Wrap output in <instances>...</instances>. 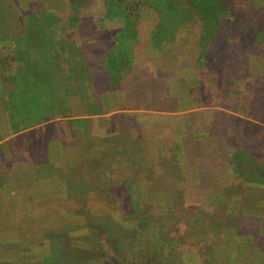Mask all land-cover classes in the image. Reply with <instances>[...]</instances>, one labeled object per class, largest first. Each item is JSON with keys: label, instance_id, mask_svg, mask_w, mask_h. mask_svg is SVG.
<instances>
[{"label": "trees", "instance_id": "trees-1", "mask_svg": "<svg viewBox=\"0 0 264 264\" xmlns=\"http://www.w3.org/2000/svg\"><path fill=\"white\" fill-rule=\"evenodd\" d=\"M16 3L0 0V7ZM72 3L77 10L62 15L59 36L77 29L82 38L77 43V64L81 62L84 67L81 77L90 91L86 101L80 102L83 117L74 120L68 100L69 105L61 103L63 106L53 102V87L45 85L41 71L28 72L23 65L22 76L29 79L30 74L33 82H25L23 88L15 86L17 75L11 68L17 62L16 55L32 49L22 45L23 35L18 46L0 39V87L5 85L0 106L12 133L41 121L65 118L69 131L79 135L83 159L77 163L74 188L77 216L83 223L77 224L79 234L75 237L64 233L65 226L60 230L63 234L51 230L47 240L41 237L39 248L30 252L18 244L20 252H12L19 256L1 255L0 264H89L99 259L102 264H165L169 249L193 253L178 264H205L215 247L222 254H215L217 261L224 264L234 260L243 264V260L252 259L254 251L257 264H264V196L255 197L256 192L264 193V158L254 154L264 150L248 142L247 137L243 146L240 142L245 139L231 125L224 128L208 116H199L201 111L228 107V99L239 98L264 122V0ZM22 9L18 10L21 14L17 10L10 14L13 19L18 13L14 19L21 21H11L14 24L10 26L0 22V31L9 30L10 35L20 29L29 15L27 5ZM44 10L50 12L47 7ZM125 41L130 45L126 47ZM147 50L159 56H148ZM114 51L119 54L117 58ZM252 58L262 62L260 68L251 66ZM61 61L60 71L68 87L69 80L73 85L77 76L70 71L73 67L68 60ZM187 74L194 77L192 82ZM255 78L257 85L251 82ZM172 81L186 86L185 107L173 92ZM18 86L20 91H14ZM33 89L40 93L38 98L29 96ZM114 94L120 99L116 112L106 114L103 103ZM20 96H27L23 100L31 99L32 103H11L10 99L19 100ZM93 98L100 105L93 104ZM60 107L69 113H59ZM17 114H21L18 120ZM47 130L50 137L57 134L55 127L49 125ZM153 142L156 152L151 147ZM190 168L196 169V177L187 185L192 182L188 178ZM138 182L149 195H167L165 213H157L154 202L143 197L145 192L138 198ZM122 184L125 189L112 191ZM97 206L105 207V212L94 214ZM181 224L189 225L190 232L182 234ZM84 229L88 233H83ZM147 229L156 231L150 244L140 239ZM41 244L48 248L41 250ZM140 244L148 245L142 250ZM231 247L239 250L228 252ZM204 250H209V255ZM33 251L41 255L32 257Z\"/></svg>", "mask_w": 264, "mask_h": 264}, {"label": "rangeland", "instance_id": "rangeland-1", "mask_svg": "<svg viewBox=\"0 0 264 264\" xmlns=\"http://www.w3.org/2000/svg\"><path fill=\"white\" fill-rule=\"evenodd\" d=\"M15 1L17 3H20L21 8H19V4L17 5V3L15 5L11 4L7 7L6 5L0 7V17H1L0 22H7L5 25L10 26L14 24L11 21H14V22L21 21V19L15 20L14 18L19 17V14H21L22 12H19L18 10H21L22 8L25 9L26 5L28 6L29 15L24 17L23 20L25 22H23L24 24L22 25V27H20V29H15L14 31H11L12 33L10 35H9L10 33L9 30H6V29L1 30L0 39L1 41L3 40L11 41L13 44L18 46V43L21 42L20 35H23L22 45H26L25 47L26 50L27 48L29 49L32 48L31 52L29 50L28 53L21 52L20 54L16 55L17 62L11 68V71L13 72V74L17 75L16 78H14L15 79L14 83L16 84L15 86L19 85L20 87H22L23 85H25V82L26 83L28 81L33 82L32 80L33 77L30 74L28 75L29 79H26L27 76L25 77L22 76L24 74L23 70H25V68L28 70V72H34L36 70L41 71L43 72V77L45 79V85L51 84V86L53 87V90H54L53 91V99H54L53 102H55L59 106H63L61 103L66 104L68 100L70 102V106L72 107V109H74L75 112L77 113V110H78L77 107L83 101L84 102L86 101L85 99L86 94L90 93V91H88V89L85 88L83 84V77H81L82 68L84 67L81 62H78L77 64V52H78L77 43H80L82 38L80 34L79 35L77 34V29L76 30L73 29L70 32V34L66 32L65 33V35L67 34L66 36L65 35L61 37L59 36L60 32L63 29L62 26L64 24V21H61L62 15L66 12H72L73 10H77V6L74 3H72V0H41V3H44V4H36L38 3L37 2L38 0H15ZM45 7H47L48 10H50V12L45 11L44 10ZM16 10L19 14L16 13L13 19H11L10 14L16 12ZM148 17L150 16H144V18H148ZM9 19L11 20L9 21ZM52 27H55V28H52ZM108 27H110V25H108ZM57 28H60V29H57ZM84 32L88 34L91 33L89 32V30H84ZM14 39L18 40L19 42L16 41L15 43V41H13ZM87 41H90V39L88 38ZM9 45L7 44V48L10 47ZM124 45L127 47V45H130V44H127V41H125ZM32 46L35 47L34 51H33ZM97 48L99 50L102 49L100 46H98ZM1 49L3 48L0 47V52L2 51ZM22 51H25V50H22ZM9 52H11L10 49H9ZM29 53H30L31 59L28 58ZM32 53H34V56L32 55ZM145 53L148 56L149 55L151 56L156 55V57L159 56V53L157 54L155 52H152V50L151 51L147 50V52ZM74 54H76V56H74ZM118 55H119L118 52L114 51L113 56L117 58ZM61 59L68 60L67 62H69L70 65L73 67L70 71L73 72V74L77 76L76 78H73L75 79L74 80L75 83L73 85L71 84L72 81L69 80L68 87H65L64 85L65 80L63 78L65 75L63 76V74L60 71V66L63 63ZM261 63L262 62L260 60H257L255 58H252L250 61L251 66L255 69L260 68V66L262 65ZM171 64L172 62L167 63L168 66H171ZM23 65L25 66V68L22 69ZM77 66L79 68H77ZM61 68H64V67H61ZM188 75L190 74H187V77ZM188 78H186V80ZM193 80H194V77L193 78L191 77L188 79V81L190 82H192ZM251 82L252 84L257 85V82H258L257 78H255V80H252ZM172 83H173V92L178 96L177 98L182 104V107H185L187 99H188L187 98L188 92H187L186 86L185 85L178 86L175 83V81H172ZM19 86L15 87L14 91L19 92L20 91ZM4 87L5 85H2L0 87V97L4 96L3 94V91H5ZM92 92L94 93L93 89H92ZM39 94L40 93H38L36 90L33 89L32 94H29V96L35 97L34 95H36V98H38L40 96ZM41 95L44 96L43 94ZM22 97H27V96H22ZM22 97L20 96L19 100L10 99V101L13 104H21V106L26 105L29 102L32 103L31 99L23 100ZM38 100H41V99H37V101ZM49 100H50V96H49ZM119 100H120L119 95H115V94L111 95L110 102L114 105V109L115 107H117ZM41 101L48 102V99L41 100ZM96 102H97V105H100V101L97 98H93V104H95ZM227 106L228 107H224V108H222L221 106H218V108L210 109V112L201 111L199 116H208L211 120H215L220 125H224V128H229L231 125L235 129H237L238 134L242 135L243 139H245V141L241 140L240 142L243 146L246 144V137H247L249 138L248 142L250 141V143L252 144L255 143L256 146L260 145L259 148L264 150V127L261 126V125H264V122L260 121L261 118H259V116L258 117L256 116L257 114L255 110L251 112L252 108H249V106L244 101H242V99H239V98L232 100L231 102L228 99ZM60 109L61 111H64V110L66 111L64 112L59 111V113H62V114H65L66 112L69 113L66 107L65 108L60 107ZM74 110H73V114H74ZM15 111L16 112L19 111L20 113H22L21 110H15ZM3 112L4 110L1 109V106H0V116H2L1 113ZM20 116L21 114H17L16 116L17 120L19 119ZM43 118H46V116H43ZM36 120H41V119H36ZM228 123H231V124H228ZM67 124L68 123L66 122L59 121L57 123L51 124L50 126L58 128L59 130L58 133H60L64 131V129L67 127ZM4 130H5V126L3 125L2 126L3 134L5 133ZM66 131H68L67 128H66ZM46 132H48L46 127H43L40 129L38 128L34 129L30 133L23 134L21 136H18L14 140L8 141L6 145H4V147L3 146L0 147V152H1V149L3 148L10 149V150L13 148L15 149L18 142H20L21 145L22 143H24L26 146H29L30 144L32 145L33 138L35 136L42 135V133L46 134ZM0 134H1V120H0ZM151 147H152V150L156 152L154 142L151 144ZM247 148L250 151L253 147L251 148L250 146L251 149L249 147ZM244 149L245 148H243L242 150L244 151ZM254 154H256V156L260 158H264V151L262 152L261 150H257V152H254ZM221 167L224 168L225 165L223 164L221 165ZM187 171L189 172L188 178L191 177L190 180L192 181L190 184H187V185H191L194 183L193 178L196 177L195 175L196 169L190 168V169H187ZM137 185H138L137 196L138 198H140V195L144 192L146 193V190L144 188V185L141 184L140 182H138ZM74 187H75V184H73V182L71 184H51L49 188V199H48L50 203L44 206V212L42 213L41 212L38 213L37 210H35V214L36 213L38 214L39 220H37L34 217L35 220L33 222H30V221L19 222L18 226L21 228L18 230L21 231L20 232L21 235L24 236L27 233H31L32 231V233H34L35 236H38L37 238H39V241L35 242L34 244H31L32 246L30 244L28 245L29 247L31 246L30 248L32 250H36L39 248L38 244L39 242L41 243L40 241L42 240L41 237L42 238L45 237V240H47V236L50 235L51 230L58 231L59 232L58 234H63V231H60V230H62L63 227L65 226L64 233L70 234L71 236H74V237L77 236V234H79V231H77V224H82L83 218L80 216H77V209H76L77 208V188H74ZM123 188L125 189V186L123 184L117 185L116 187L112 188V191L113 192H117L118 190L121 191L123 190ZM32 192L33 191H31V194ZM72 193L73 194L76 193V194L71 195ZM146 194L147 195L143 197H145L146 200H152L154 202L157 213H159L160 215H162L161 213H165L167 195L162 194V193H156V195H149L148 193ZM8 195H9L8 192L4 193V197H7ZM103 196L104 195H102V197ZM263 196H264L263 192L255 193V197H263ZM212 198H216V197L214 196ZM239 199H240L239 197H236L235 201L238 202ZM45 200L47 201L46 198ZM223 200L224 199L220 201H223ZM36 202L38 201L36 200ZM17 208H14V211L16 213H17ZM40 208L41 206H39L38 211H40ZM33 209L34 207H32L30 210L32 211ZM105 209H106L105 207L97 206L96 209L93 210V213L102 214L103 212H105L103 211ZM18 215H21V214L18 213ZM9 216L11 217V215ZM13 217H16V215ZM117 220L121 221V219L118 217H117ZM67 223H69V225H67ZM181 225H182L181 226L182 234L185 232L186 234L190 232L189 225H185V224H181ZM13 228L14 227L10 226V227H7L6 230L11 232V234L14 235L15 233L16 235L17 231L16 229H13ZM29 230L31 231L29 232ZM82 232L86 234L88 233V230L84 229L82 230ZM155 233L156 231L154 229H149V230L147 229L145 233L143 232L142 236H140V239L143 238L145 239V241L146 240L149 241L148 244H150L151 241L156 238ZM146 234H149V235L146 237L145 236ZM18 238H19V235L17 239ZM10 239H15V238L14 237L0 238V256L4 255L3 258H5L6 256L17 258V256H19V254L12 252V251H15V252L19 251L17 249L19 243L12 246V243L10 242L13 240H10ZM2 240H5V244L2 242ZM148 244H142V245L140 244L139 248L143 250L144 248H147L146 246ZM41 246H44L41 250L48 248L46 244L45 245L41 244ZM242 248L244 250H247V248L249 249V246H242ZM215 249H216L215 251L214 249H212V251L210 250L211 256L208 258L209 260L205 261V264H224L223 261L222 262L217 261V257H215V254H220V252L217 250L218 247H215ZM187 250H189V248H187ZM238 250L236 247L234 249H232L231 247L228 249V252L231 251V253H234V252H237ZM37 251H33L35 253H33L34 256L32 255V257L41 255L40 253H37ZM204 252L205 254L208 253L209 255V250H204ZM189 253L191 254L192 252L178 251V253H176L175 251H172L169 249L167 250V253L165 254L164 262L165 264H178V261H180V259H182L183 257L187 258V255ZM256 257H257L256 251H254L252 259L251 260L249 259L247 261L243 260V264H245L246 262L247 264H257ZM234 262L235 263H232V264H239V261L237 260H234ZM187 263L190 264L189 261ZM89 264H102V263H101V260L99 259V260L90 261ZM225 264H230V262L225 263Z\"/></svg>", "mask_w": 264, "mask_h": 264}, {"label": "crops", "instance_id": "crops-1", "mask_svg": "<svg viewBox=\"0 0 264 264\" xmlns=\"http://www.w3.org/2000/svg\"><path fill=\"white\" fill-rule=\"evenodd\" d=\"M103 104L108 112L106 114L116 112L115 109L117 107L114 109V105L110 101ZM77 109L78 113L73 109L74 120L76 121L78 117H83V112L79 113L82 110L81 104H79ZM4 118L0 116L1 134H3L2 126H5V133L3 135L0 134V147H4L8 141L30 133L34 129L46 126L48 128L51 124L59 121L66 122L67 120L64 118L54 119L53 121H41L36 123L37 125L34 127L12 133L10 122ZM66 128L60 133H58L59 130L56 128L57 134L53 136L54 138L50 137L47 134L48 132H46V134L42 133V135L35 136L32 145L26 146L24 143L21 145L18 142L15 149H1L0 238L14 237L15 239H10L13 240L10 242L12 245L19 243L22 249L30 250L31 244L35 243L34 238L38 236H35L31 230H29L31 233H27L24 236L21 235V231L18 230L21 227L18 224L22 221L33 222L35 218L39 220L38 214H35V210L38 213H42L44 212V206L50 203L48 199L51 184H71L72 182L73 184H77V177L75 176L77 163L83 159L82 150L78 143L80 137L77 133L69 131L68 128V131H66ZM31 191H33L32 194ZM7 192L9 195L4 197V193ZM39 206H41L40 211H38ZM32 207L34 209L31 211ZM14 208H17V213L14 211ZM18 213L21 215H18ZM15 215L16 217H13ZM10 226L16 229V235L6 230ZM18 235L19 238L17 239ZM2 242L5 244V240H2ZM29 244L31 245L30 247L28 246Z\"/></svg>", "mask_w": 264, "mask_h": 264}]
</instances>
